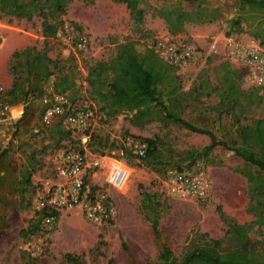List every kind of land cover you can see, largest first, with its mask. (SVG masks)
Instances as JSON below:
<instances>
[{
    "label": "rangeland",
    "instance_id": "obj_1",
    "mask_svg": "<svg viewBox=\"0 0 264 264\" xmlns=\"http://www.w3.org/2000/svg\"><path fill=\"white\" fill-rule=\"evenodd\" d=\"M143 2L142 21L136 23L124 3L69 0L56 18L55 35L47 38L41 35L39 16L27 21L0 15V98L10 107V117L0 122V264H151L161 244L179 257L193 244L221 238L229 224L252 220L247 176L258 174L254 166L221 146L193 155L209 138L162 115L139 123L131 114L105 116L85 76L90 64L113 57L119 43L132 42L137 53L152 49L174 66L172 81L157 85L166 110L210 130L218 140L239 145L237 127L264 118V88L248 86L238 75L226 77L225 70L237 68L235 61L222 55V45L216 53H208V46L212 39L231 36L264 49V13L239 7L236 0H203L200 6L214 12V19L185 21L170 32L154 10L192 12L197 2ZM235 16H240L238 25L231 23ZM79 36L86 39L82 48L74 45ZM27 46L44 52L72 77L74 86L65 96L84 126L68 129L59 116L42 122L43 102L57 71L50 67L51 76L34 81L24 60L13 57ZM171 86L174 91L168 94ZM24 91L31 95L25 101ZM144 138L153 142L154 158H137L130 151L131 142ZM68 150L79 151L89 164L87 187L107 192L113 204L108 222L89 221L77 205L58 211L51 228L37 219L35 198L58 182L55 164ZM99 156L126 166L128 178L118 188L106 182L105 168L90 166ZM184 169L201 176L204 196L180 190L177 172ZM144 192L156 194L162 209L158 238L140 205ZM27 228L31 231L21 235Z\"/></svg>",
    "mask_w": 264,
    "mask_h": 264
},
{
    "label": "trees",
    "instance_id": "obj_2",
    "mask_svg": "<svg viewBox=\"0 0 264 264\" xmlns=\"http://www.w3.org/2000/svg\"><path fill=\"white\" fill-rule=\"evenodd\" d=\"M68 1L0 0V15L17 19L24 18L27 21L33 16H39L41 35L44 38L53 37L57 30L56 18L64 12ZM114 1L124 3L133 20L141 23L144 14L143 0ZM185 1L197 2L196 9L192 12L181 10L178 7L154 10L167 23L170 32L178 31L185 21L202 22L215 18L214 12H206V8L200 6L203 0ZM236 3L239 7L247 6L264 13V0H236ZM239 19L240 16H235L231 23L238 25ZM13 57L24 60L32 79L36 82L53 74L50 67L57 71L52 85L55 93L65 95V91L74 86L72 77L63 73L55 60L46 56L44 52L35 50L34 47L27 46L14 52ZM173 69L174 66L171 63L159 57L152 49L137 53L133 43L126 41L117 44L113 57L90 64L87 67L85 81L91 98L105 116L131 114V120L139 123L162 115L164 119L188 131L204 134L209 138L208 144L199 151H195L193 155H206L215 146H221L247 164L254 166L258 174L247 176L249 210L253 216L251 221L243 224H229L221 238H211L203 243L193 244L179 257L174 256L165 244H161L157 259L151 264H264V118L237 127L239 145H229L225 141L216 139L210 130L195 126L166 110L157 85L170 83ZM225 74L228 78L237 75L241 77V72L237 68L225 70ZM173 91L174 86H171L167 93L170 94ZM9 93L13 94V90ZM28 95L30 94L26 91L23 92L24 101ZM14 97L16 94H13ZM44 105L42 113L46 107V104ZM144 140L146 141V152L142 158H154L153 142L146 138ZM140 205L148 212L152 232L155 238H158L157 223L162 209L159 207L156 194L142 193ZM35 213L38 220L41 219L42 213L57 216L56 212H45L44 210L42 213L38 211ZM29 230L28 228L21 229L19 232L25 235Z\"/></svg>",
    "mask_w": 264,
    "mask_h": 264
},
{
    "label": "built area",
    "instance_id": "obj_3",
    "mask_svg": "<svg viewBox=\"0 0 264 264\" xmlns=\"http://www.w3.org/2000/svg\"><path fill=\"white\" fill-rule=\"evenodd\" d=\"M74 45L82 48L86 45V39L79 36L75 39ZM218 45L221 46L222 55L235 61L237 69L241 72V78L248 86L264 88V49L253 41L242 43L235 41L231 36H222L212 39L208 46V53L218 51ZM188 50L185 54H188ZM1 90V88H0ZM46 107L41 115L43 123L48 124L54 116L62 118L68 129H78L84 126L80 119V113L70 108V104L65 95L55 93L51 90L49 97L44 99ZM9 105L0 98V122L7 120ZM130 151L137 158H142L146 152V143L142 141L131 142ZM110 159L105 156L96 157L90 166L93 168H105L108 165L106 182L118 188L122 171L115 166L110 165ZM118 162V161H116ZM89 164L85 162L84 156L75 150L62 152L59 156L55 170L58 182L47 187L42 194L35 198V208L39 213L58 212L62 209H69L75 205L79 206L86 219L94 223L108 222L113 217V204L102 190H90L86 185L85 169ZM105 168V169H106ZM177 179L182 183L180 189L186 194H194L199 197L204 196L205 183L201 176L192 174L189 170H180L177 172ZM41 223L51 228L56 221L54 215L42 213Z\"/></svg>",
    "mask_w": 264,
    "mask_h": 264
},
{
    "label": "bare ground",
    "instance_id": "obj_4",
    "mask_svg": "<svg viewBox=\"0 0 264 264\" xmlns=\"http://www.w3.org/2000/svg\"><path fill=\"white\" fill-rule=\"evenodd\" d=\"M108 162L110 163V165L115 166L116 168H118V169H120L122 171L120 182L121 181H125L128 178V176H125V167H126L125 165L121 164L120 162L113 161V160H109ZM105 166L108 168L107 163H106ZM107 168H106V170H107ZM108 170H107V175L109 174Z\"/></svg>",
    "mask_w": 264,
    "mask_h": 264
}]
</instances>
